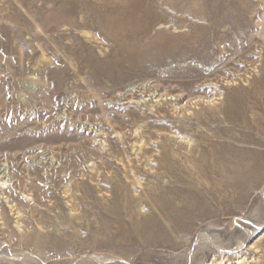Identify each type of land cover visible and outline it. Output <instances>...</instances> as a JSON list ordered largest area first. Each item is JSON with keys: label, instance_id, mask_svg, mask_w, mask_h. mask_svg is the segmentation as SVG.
<instances>
[{"label": "rangeland", "instance_id": "374dc122", "mask_svg": "<svg viewBox=\"0 0 264 264\" xmlns=\"http://www.w3.org/2000/svg\"><path fill=\"white\" fill-rule=\"evenodd\" d=\"M219 257L264 264V0H0V264Z\"/></svg>", "mask_w": 264, "mask_h": 264}, {"label": "bare ground", "instance_id": "6f19581e", "mask_svg": "<svg viewBox=\"0 0 264 264\" xmlns=\"http://www.w3.org/2000/svg\"><path fill=\"white\" fill-rule=\"evenodd\" d=\"M125 20V19H124ZM228 251V250H227ZM228 260V259H227ZM226 260H224V257H219L217 264H225ZM228 263V262H227ZM209 264H214V261H211ZM234 264H246L244 258L242 257H236V262ZM250 264V263H249Z\"/></svg>", "mask_w": 264, "mask_h": 264}]
</instances>
